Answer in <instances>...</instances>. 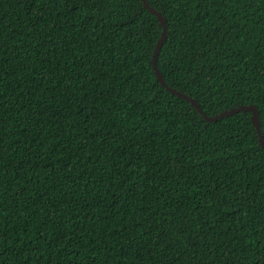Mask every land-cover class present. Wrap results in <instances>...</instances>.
Masks as SVG:
<instances>
[{
	"label": "trees",
	"instance_id": "1",
	"mask_svg": "<svg viewBox=\"0 0 264 264\" xmlns=\"http://www.w3.org/2000/svg\"><path fill=\"white\" fill-rule=\"evenodd\" d=\"M146 2L164 83L264 140V0ZM161 29L141 0H0V264H264L251 113L163 88Z\"/></svg>",
	"mask_w": 264,
	"mask_h": 264
},
{
	"label": "water",
	"instance_id": "2",
	"mask_svg": "<svg viewBox=\"0 0 264 264\" xmlns=\"http://www.w3.org/2000/svg\"><path fill=\"white\" fill-rule=\"evenodd\" d=\"M144 8L149 11L150 13H152L154 16H156V18L158 19L160 25H161V35L156 43L153 55H152V69L155 73L156 79L158 81V83L165 88L168 92L171 93V95H175L179 98H182L186 101H188L193 107L194 109L201 115V117L206 121V122H216L217 120L227 117L229 115H233L235 113L238 112H250L251 113V119H252V123H253V127L255 129L257 138H258V145H260L262 148H264V140L261 136L260 130H259V122H258V113L255 107L249 105V106H239L236 108H232L230 110H226L221 112L220 114L214 116V117H209L207 116L199 107V105L197 104V102L195 100H193L192 98H190L189 96L182 94L174 89H171L170 87H168L163 79L161 74L159 73L157 67H156V60H157V56L159 53V50L164 42V40L166 39V24L164 21V18L162 16H160V13H158L156 10H154L153 8H151L148 3L146 2V0H141Z\"/></svg>",
	"mask_w": 264,
	"mask_h": 264
}]
</instances>
